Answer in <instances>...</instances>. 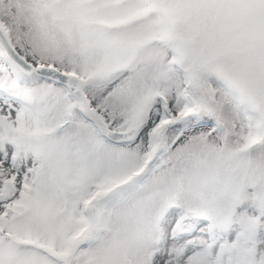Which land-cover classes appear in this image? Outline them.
Instances as JSON below:
<instances>
[{"label":"snow or ice","instance_id":"6c2138e0","mask_svg":"<svg viewBox=\"0 0 264 264\" xmlns=\"http://www.w3.org/2000/svg\"><path fill=\"white\" fill-rule=\"evenodd\" d=\"M0 264H264V0H0Z\"/></svg>","mask_w":264,"mask_h":264}]
</instances>
